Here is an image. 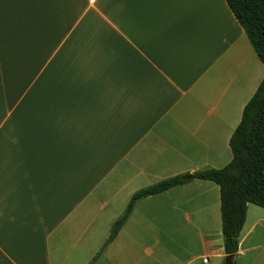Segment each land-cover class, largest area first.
Returning a JSON list of instances; mask_svg holds the SVG:
<instances>
[{
	"label": "crops",
	"instance_id": "0c3cea01",
	"mask_svg": "<svg viewBox=\"0 0 264 264\" xmlns=\"http://www.w3.org/2000/svg\"><path fill=\"white\" fill-rule=\"evenodd\" d=\"M263 76L224 0H0V264H225L210 181L141 198L107 231L137 191L223 168ZM108 198L106 221L89 217ZM159 226L196 239L168 252ZM234 264H264L253 204Z\"/></svg>",
	"mask_w": 264,
	"mask_h": 264
},
{
	"label": "trees",
	"instance_id": "16d2710c",
	"mask_svg": "<svg viewBox=\"0 0 264 264\" xmlns=\"http://www.w3.org/2000/svg\"><path fill=\"white\" fill-rule=\"evenodd\" d=\"M224 1L264 66V0ZM229 148L232 158L221 169L176 175L134 193L123 215L111 228L105 245L115 238L137 200L182 185L192 176L219 187L223 250L226 259L230 258L234 264L247 205L264 209V76L243 108L240 122L229 139Z\"/></svg>",
	"mask_w": 264,
	"mask_h": 264
},
{
	"label": "rangeland",
	"instance_id": "374dc122",
	"mask_svg": "<svg viewBox=\"0 0 264 264\" xmlns=\"http://www.w3.org/2000/svg\"><path fill=\"white\" fill-rule=\"evenodd\" d=\"M225 157H226L225 160H229V161H225V165H226L227 162H230V160L232 158L229 148H227V149L225 148ZM107 200H108L107 203L109 204L107 206V208H105L104 210H99V208H98L99 199H95L94 205L91 207V212L89 214V217L95 216L97 220L99 218H101V222H102V220H103V222H105L106 221V214L109 213L108 210L115 204L114 200H111L109 198ZM115 205L119 207L118 203H116ZM77 213L78 212H75V216H73L72 219L78 218ZM113 225H111V226L113 227ZM111 226L108 228L107 237H108V235H110L109 233H110L111 228H112ZM87 227H88V230H87L88 235H90L93 232H95V235L96 234L99 235L100 232L104 230V228H101V226L97 227L96 222L88 224ZM139 230H140V228L138 226H134V228H133L134 232L138 233ZM152 231H154V234H158V235L161 234V235L167 236V246H168L167 250H168V252L169 251L174 252V253L179 252V250H180L179 247L181 248L182 247L181 245L183 243H185V244L188 243V240H186V238H185L187 235L189 237H191L194 241L196 239L195 238L196 236L194 235V231L192 230L191 227L186 228V227H181V226H172V227L159 226V227H156L154 229L152 228L151 232ZM133 236L136 239V234H134ZM104 240H106V237ZM104 240H103V242H104ZM195 247H198V242L195 244ZM132 248H133L134 255H141L143 252L141 250L140 244H138L136 240H135ZM102 250H103V248L100 249V251H102ZM100 251H99V253H101ZM99 253L97 255H100ZM201 258L202 257H200L198 260L193 261V264H202V261L200 260ZM209 264H213V262L209 261Z\"/></svg>",
	"mask_w": 264,
	"mask_h": 264
},
{
	"label": "built area",
	"instance_id": "2783aa9c",
	"mask_svg": "<svg viewBox=\"0 0 264 264\" xmlns=\"http://www.w3.org/2000/svg\"><path fill=\"white\" fill-rule=\"evenodd\" d=\"M200 260L202 261V264H209L208 257H202Z\"/></svg>",
	"mask_w": 264,
	"mask_h": 264
},
{
	"label": "water",
	"instance_id": "95a60500",
	"mask_svg": "<svg viewBox=\"0 0 264 264\" xmlns=\"http://www.w3.org/2000/svg\"><path fill=\"white\" fill-rule=\"evenodd\" d=\"M190 178H192V176H190ZM225 264H231V259L230 258L225 259Z\"/></svg>",
	"mask_w": 264,
	"mask_h": 264
}]
</instances>
